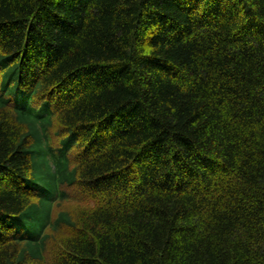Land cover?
Masks as SVG:
<instances>
[{"label":"trees","instance_id":"1","mask_svg":"<svg viewBox=\"0 0 264 264\" xmlns=\"http://www.w3.org/2000/svg\"><path fill=\"white\" fill-rule=\"evenodd\" d=\"M0 264H264V0H0Z\"/></svg>","mask_w":264,"mask_h":264},{"label":"rangeland","instance_id":"2","mask_svg":"<svg viewBox=\"0 0 264 264\" xmlns=\"http://www.w3.org/2000/svg\"><path fill=\"white\" fill-rule=\"evenodd\" d=\"M82 206H77L76 210L74 211V214H77L79 210H81Z\"/></svg>","mask_w":264,"mask_h":264}]
</instances>
